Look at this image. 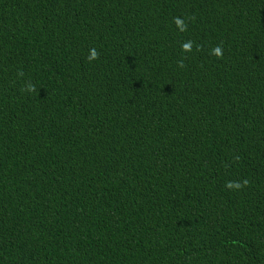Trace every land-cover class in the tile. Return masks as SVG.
Masks as SVG:
<instances>
[{"label": "trees", "instance_id": "trees-1", "mask_svg": "<svg viewBox=\"0 0 264 264\" xmlns=\"http://www.w3.org/2000/svg\"><path fill=\"white\" fill-rule=\"evenodd\" d=\"M0 264H264V0H0Z\"/></svg>", "mask_w": 264, "mask_h": 264}, {"label": "clouds", "instance_id": "clouds-1", "mask_svg": "<svg viewBox=\"0 0 264 264\" xmlns=\"http://www.w3.org/2000/svg\"><path fill=\"white\" fill-rule=\"evenodd\" d=\"M181 30H186V28L185 29H181ZM183 47H184L185 50L190 51V47H191L190 43L189 44H185ZM213 53H214V55L217 58H222V49L220 47H216L213 50ZM97 58H98V54L95 52V50H92V55H91L90 59H97Z\"/></svg>", "mask_w": 264, "mask_h": 264}]
</instances>
